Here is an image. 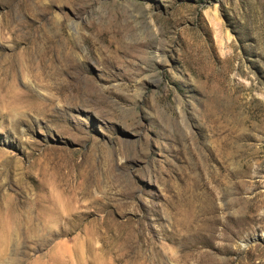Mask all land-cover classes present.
Here are the masks:
<instances>
[{
  "label": "rangeland",
  "instance_id": "1",
  "mask_svg": "<svg viewBox=\"0 0 264 264\" xmlns=\"http://www.w3.org/2000/svg\"><path fill=\"white\" fill-rule=\"evenodd\" d=\"M62 255L264 264V0H0V264Z\"/></svg>",
  "mask_w": 264,
  "mask_h": 264
},
{
  "label": "bare ground",
  "instance_id": "2",
  "mask_svg": "<svg viewBox=\"0 0 264 264\" xmlns=\"http://www.w3.org/2000/svg\"><path fill=\"white\" fill-rule=\"evenodd\" d=\"M218 22V21H217ZM220 24V23H219ZM56 221H57V223L59 224V223H61V225H59V226H61L60 228V232H61V235H63V236H67L68 234H71V232L67 229V220L66 219H64V218H61L60 216L58 217V218H56ZM68 222H69V220H68ZM58 226V225H57ZM88 246H89V248L88 249H90L91 250V248H90V241H88ZM51 260H52V262H51ZM35 264V263H34ZM37 264V263H36ZM46 264H68V261H67V259L65 258V256L64 255H62V258H60V257H57V258H52V259H50Z\"/></svg>",
  "mask_w": 264,
  "mask_h": 264
}]
</instances>
